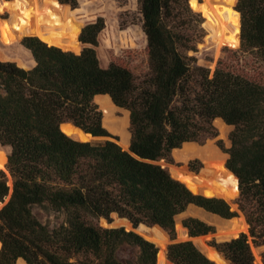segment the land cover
<instances>
[{"label":"trees","instance_id":"obj_1","mask_svg":"<svg viewBox=\"0 0 264 264\" xmlns=\"http://www.w3.org/2000/svg\"><path fill=\"white\" fill-rule=\"evenodd\" d=\"M61 2L77 6L76 0ZM138 3L151 63L140 85L125 67L101 66L95 47L103 18L83 28L80 41L89 46L79 53L37 36L27 37L25 45L24 38L0 28V143L11 148L6 171L0 172V264L19 259L28 264H157L159 248L136 230L141 224L166 230L171 264H218L193 241H177L176 218L191 207L223 219L236 217L237 211L223 198L194 193L156 163L170 161L184 143L217 137V119L233 127L230 147L222 139L217 145L239 179V208L249 228L228 241L213 238L209 245L233 264H259L251 243L264 245L263 79L198 64L191 53L204 36V19L189 0ZM244 6L241 0L238 9ZM85 17H79L83 24ZM251 17L241 46L245 42L264 64V8ZM108 21L106 43L116 53ZM206 51L218 57L217 49ZM29 60L35 64L23 67ZM248 66L259 72L253 62ZM99 95H109L129 111V150L104 127L95 103ZM67 121L112 139H75L60 127ZM190 168L199 170L194 162ZM45 206L64 220H40L35 207ZM112 213L128 218L135 229L101 225L100 219L110 220ZM182 224L190 237L216 232L197 216Z\"/></svg>","mask_w":264,"mask_h":264},{"label":"rangeland","instance_id":"obj_2","mask_svg":"<svg viewBox=\"0 0 264 264\" xmlns=\"http://www.w3.org/2000/svg\"><path fill=\"white\" fill-rule=\"evenodd\" d=\"M11 1L12 0L10 1L6 0V3L9 5V7L0 10V28L15 33L13 30L5 28L1 24V21H8L12 16V14L9 11L10 6L13 5L10 4ZM55 1L59 3L57 0ZM200 1L203 2L204 0H200ZM224 1L225 0H211L212 2L211 8L213 9V12L217 14L218 18L222 20L226 24V26H228L229 20H227L226 16L223 14V10L225 9L224 7H226V3H223ZM76 2H77L76 8H71L72 6L70 4L63 3V5H67L69 7L70 14L82 24L83 22L79 20V17L86 15L84 24L80 28L78 39H80L81 32L86 25L97 21L98 18H103L105 26L103 30L98 34L97 37L98 45L95 47L101 66L106 68L111 63H116L122 67L127 68L137 77L136 79L137 85L142 84L144 76L149 74L151 71V63H150V48L148 45L147 37L143 30L142 14L140 13L139 10L138 0H125L123 2L117 0H115L114 2L109 0H76ZM205 3L206 0L203 2V4H201L200 7L197 6L194 2L191 3L192 7L197 8L198 10V11L195 10V12L200 13L204 19V23H203V28L205 30L204 36L202 38V41L199 42L197 45V50L195 51L196 53L195 52L191 53L196 57L198 64L210 68L211 70H214L215 68L221 66L233 72L240 73L242 75H248L249 77H253L252 74L255 75L258 74L257 79H261L260 81H262L263 79L262 83H264V64L261 61H259L258 58H256L258 57L256 53H251L248 50H246L245 42L241 46L240 36H239V44L236 47H233L231 45H224V46L217 45V43L212 41L211 39L212 37L207 26V21L212 25L213 23L210 22V20L206 17ZM102 5L106 10L102 9ZM240 5H241V0H231V4L228 6V16L232 19V23L238 26L239 31H241L240 35H242L245 38L246 33L252 23L251 14L256 11H261L264 8V0H245V6L243 11H240L238 9ZM77 8H79L78 11L76 12L72 11V9H77ZM107 13L110 20L113 43L116 53L113 50H111L109 47H107V43H106L109 38V31H108L109 21H108ZM238 17H239V25L236 23V19ZM27 37H33V36L27 35L20 38V40L24 38L25 45H26ZM80 43L81 44H79L80 45L79 48H77L76 50L78 53L81 52L85 47L89 46L88 44H85L83 42ZM214 49H217L218 57L210 55L206 51V50H214ZM221 57H228L229 62L225 63L224 60L220 59ZM4 61H13V60H4ZM251 62H253V64L256 65L259 72L253 73L251 66H248L251 64ZM22 63H23L22 65L26 66V68H29L33 65V62L30 60ZM95 103L98 105L104 118L105 113L101 105L97 101H95ZM114 105H115V110L111 123L112 125L115 126V128L118 131L112 132L105 126L104 127L111 134L113 139L116 140L121 145V143L123 142L122 135L120 133L121 131L128 136L129 141L131 140V132L129 129L130 127L129 111L124 108H120L116 106L115 103ZM219 121L220 119L214 121V126L218 131L217 137L215 138L210 137L206 139L204 143L191 142L199 145L200 147L206 146L209 142L213 144V146L215 147V151H213L210 154V162H211L210 165L212 166L213 170H216L217 172L220 171L218 165L219 166L222 165L223 167H225V163L228 157V155L223 151V149L217 145V140L222 139L224 146L226 148L230 147L231 142L229 139V135L233 129L232 126L224 122L227 125L225 127L226 131L225 133H221L219 127L220 125ZM104 140L106 139L97 138L93 142H101ZM0 146L2 148L3 154L5 155L4 157V155L0 154V172H1V171H6L7 163L6 162L4 163V160L6 156H8L10 153V147L7 144H2V143H0ZM129 146H130V142L129 145H127L126 147L121 145V147L123 148L125 147L124 149H127ZM183 146L184 144L180 148H183ZM170 158H171L170 161H167L166 159H161L156 163L167 168L170 173L172 170L184 169L190 174L197 173L199 176H201L202 171L206 168L205 161L199 155L192 156L187 160H182L176 157L175 151H172ZM190 162H194L195 166H197L199 169L198 172L193 171L190 168ZM207 179H208L207 177L202 176L203 181H207ZM9 182H11V180H9ZM231 199L233 201V204H231L228 200L226 201L229 203V205L233 210L237 211L238 215L236 217H240L242 220L246 221L244 212L239 208L241 202V192H238L237 189L235 196ZM34 211L37 217L43 222H46L47 220H51V221L64 220L65 218V216L62 213L55 211L48 206L35 207ZM189 216L200 217L209 224L214 225L216 228V232H218V230H220L224 226V224L226 223V219L220 218L219 216L216 215L205 213L201 210H197L192 207L189 208L186 212L180 214L176 218L177 241H185V240L193 241L194 244L203 253H205L216 263L220 264L221 256H219L211 248L209 242L213 238H215L219 242L223 240L217 238L215 235L212 234L202 235L198 237H190L188 230L182 226V221ZM248 228L249 226L247 225V231L244 233H248ZM251 247L255 257V261H258L259 264H263L261 261H262V253L264 252V245L256 246L253 243H251ZM158 264H164L163 259L159 260ZM167 264H171V263L167 262Z\"/></svg>","mask_w":264,"mask_h":264},{"label":"bare ground","instance_id":"obj_3","mask_svg":"<svg viewBox=\"0 0 264 264\" xmlns=\"http://www.w3.org/2000/svg\"><path fill=\"white\" fill-rule=\"evenodd\" d=\"M223 3H226L223 14L226 16V19L229 20L228 24L230 26H226V24L218 18L217 14L213 12L211 0H206L205 14L210 22L213 23L212 25L207 21V26L212 41L217 43V45H231L236 47L239 44V36L241 40V31H239L237 25L232 23V19L228 16V6L231 4V0H225ZM10 4H13L9 9L12 16L8 21H1L3 27L13 30L19 37L27 35L37 36L50 45L77 52L76 50L80 46L78 35L83 24L70 14L67 5L59 4L55 0H12ZM7 7H9V5L6 3V0H0V10ZM95 101L101 105L105 113L103 125L112 132H117L118 130L111 123L115 110V105L111 97L109 95H99L95 98ZM219 122L221 133H225V127L227 125L221 119ZM63 130L67 134L73 135L74 138L78 140L84 141L86 139L83 133L73 128L66 126ZM120 133L123 139L121 145L126 147L129 145V138L122 131ZM173 151H175L176 157L182 160H187L196 155L203 158L206 163V168L202 171L201 176L197 178L207 187L205 195L211 196L213 192L217 196L225 198H233L235 196L237 191V179L222 165H218L220 169L218 172L213 170L210 165V154L215 151V147L211 142L204 147L189 142L185 143L183 148H177ZM171 172L175 178L185 182L190 189L194 190L190 186L192 177L189 172L184 169L172 170ZM202 176L207 177V181H203ZM146 230L154 233L158 237L157 242L165 237V233L156 227L153 229L147 228ZM246 231L247 225H243L240 230H235L234 233ZM220 262V264H227L222 258ZM256 262L258 263V261ZM18 264H25V262L19 261Z\"/></svg>","mask_w":264,"mask_h":264},{"label":"water","instance_id":"obj_4","mask_svg":"<svg viewBox=\"0 0 264 264\" xmlns=\"http://www.w3.org/2000/svg\"><path fill=\"white\" fill-rule=\"evenodd\" d=\"M60 4H63L61 2V0H57ZM190 2V5L192 7V4L191 3H195L197 6H201V4L203 2H201L200 0H189ZM73 8V7H71ZM192 9L195 11H198L197 8H193ZM206 25V24H205ZM27 41V40H26ZM79 42L80 39H78ZM55 46V45H53ZM59 47V46H58ZM71 51H74V50H71ZM78 53V52H77ZM196 53V52H195ZM194 53V54H195ZM31 55L34 59V56L31 52ZM35 64V62H34ZM33 64V65H34ZM32 65V66H33ZM31 66V67H32ZM23 67H26V66H23ZM30 68V67H29ZM70 127V128H73L75 130H78L79 132L83 133L85 136H86V139L84 141H87V142H93L95 139L97 138H104V139H112L111 137H97V136H93L92 134L90 133H87L86 131H84L81 127H79L78 125H76L73 121H67V122H64L61 124V129L63 130L64 127ZM64 131V130H63ZM66 133V132H65ZM67 134V133H66ZM69 136L71 137H74L73 135L71 134H68ZM77 139V138H75ZM82 141V140H81ZM189 143V142H188ZM191 143V142H190ZM185 144V143H184ZM127 150H129V147L127 148ZM10 152H11V148H10ZM8 162V156H6V163ZM225 168L232 173V175L237 179V189H238V192H240V188H239V179L238 177L230 170L227 168L226 166V163H225ZM172 174V172H171ZM192 174V178H191V183H190V186L194 189H189L191 191H193L194 193H197V194H203L205 195V192L207 190V187L203 185V183L197 178L199 175L197 173H191ZM173 176V175H172ZM174 177V176H173ZM178 179V178H177ZM11 183V182H10ZM185 183V182H184ZM186 184V183H185ZM187 185V184H186ZM207 196V195H206ZM211 196H215V197H219V198H223L225 200H228L231 204H233V201L231 198H225V197H221V196H217L215 193L212 192V195ZM9 199V196L6 197V200ZM101 225L105 226V227H120V226H125L127 229L129 230H133L135 229L133 224L131 223V221L128 219V218H125V217H121L118 213H112L111 215V218L110 220L109 219H106V218H102V220L100 221ZM243 225H248L246 221L242 220L240 217H234V218H231V219H226V223L224 224V226L218 230V232H215L214 234L212 235H215L217 238L223 240V241H228V240H231V239H234V238H237L240 236V233H234L235 230H240ZM183 226V224H182ZM158 228L160 229L161 231H163L165 233V237L163 239H160L159 242H157L158 240V237L146 230L147 228L148 229H153V228ZM184 227V226H183ZM136 230L141 233L144 237H146L148 240L154 242L158 248H159V253H158V260H157V264L159 262V260L163 259L164 261V264H167V262L171 263V261L169 260L168 258V246L169 244L172 242L170 236L168 235V233L166 232V230L161 227L160 225H155V226H148V225H145V224H141L139 225L138 228H136ZM211 248L219 255L221 256V258L227 263V264H233L223 253H221L216 247H213L211 246ZM206 255V254H205ZM19 261H24L25 264H28L25 260L23 259H19L17 261V263ZM16 263V264H17Z\"/></svg>","mask_w":264,"mask_h":264}]
</instances>
